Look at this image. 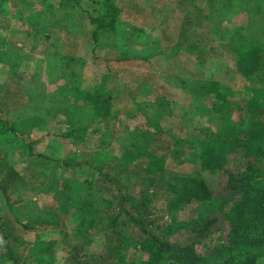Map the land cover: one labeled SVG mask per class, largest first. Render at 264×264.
Returning <instances> with one entry per match:
<instances>
[{
    "label": "rangeland",
    "instance_id": "1",
    "mask_svg": "<svg viewBox=\"0 0 264 264\" xmlns=\"http://www.w3.org/2000/svg\"><path fill=\"white\" fill-rule=\"evenodd\" d=\"M230 3L0 0V107L28 143L0 142V264H14L8 250L18 264H74L77 255L113 264L148 234L187 245L213 218L204 240L217 242L230 208L219 204L234 197L225 170L245 156L239 117L215 111L216 94L236 106L252 94L226 91L240 75L212 17L243 26L255 12L252 2ZM108 6L119 10L116 23L93 35L89 16ZM253 19L264 38V17ZM209 81L222 88L204 96ZM244 81L264 89V74ZM253 108L264 121V106ZM226 122L238 146L207 169L204 128ZM193 182L205 183L212 203L187 199Z\"/></svg>",
    "mask_w": 264,
    "mask_h": 264
},
{
    "label": "trees",
    "instance_id": "2",
    "mask_svg": "<svg viewBox=\"0 0 264 264\" xmlns=\"http://www.w3.org/2000/svg\"><path fill=\"white\" fill-rule=\"evenodd\" d=\"M214 1L216 0H212V2ZM230 1L229 8L243 9L248 2L254 3L255 6V12L253 14L250 13V21L247 25L231 27L227 25L229 20L227 22V19L212 17L213 20L215 19L214 27L222 31L224 38L227 37V39L232 41L231 45H229L231 53L228 55L234 54L240 75L234 79L237 82L230 83L226 91L229 93L234 92L235 94L238 90L242 92L250 90L252 91L251 99L249 100V96L244 105H232L228 103L226 93H223L224 95L217 93V90L222 88L220 81H209L201 85L204 96L213 92L217 93L216 100L221 101V103L216 104L215 111L220 110L222 111L221 113L237 114L236 117H239V122H237L244 131L242 135L243 145L239 146V148L243 149L245 161H239L237 168L234 170L230 169L229 166L225 170L227 185L234 197L219 204L218 211L220 213H223L225 208L230 206L229 212L224 214V229L219 231L217 242L213 241L209 245L204 240L207 237L204 234L206 230L211 228L212 223L219 222L217 218H213L210 223L205 224L204 230L187 245L170 244L160 240L155 235L148 234L141 243H138L132 257H118L113 264H264V121L262 120L263 117L256 114V108H253V105L258 106V108L264 106V89L253 85V87H250L246 81H244L245 88L243 86L240 88V83H238V80H242V77L254 83L258 76L264 74V54H262L264 52L262 50L264 38H262L261 30L255 31L253 25L254 17H264V0ZM108 7V12L105 10L97 17L89 16L90 24L94 29L93 35L112 29L116 23L118 17L115 14L119 10L117 9L114 13L109 14L115 6ZM186 83H188L187 80H184L183 84L188 86L189 84ZM187 89H190V86ZM7 93L11 94L12 92ZM72 93L74 94L73 97H78L81 92L75 90ZM10 97L7 95L5 99L10 100ZM12 97L14 99V96ZM12 115L13 111L11 109L3 108L2 110L0 107V136L2 139L0 142L11 145L22 140V146L28 145L27 140L25 138L23 140L17 134L13 125L14 119L11 118ZM227 123L222 126L219 125L220 128L216 130L208 127L204 128L206 140L200 157L202 166L206 165L207 167L205 168L207 169H214L220 166L222 161L226 162L227 153L225 152L238 146L233 145V141L230 143L228 135L224 132ZM241 129L239 131H242ZM30 155L32 156L33 154L30 153ZM2 160L3 157L0 158V165ZM186 161L187 159L181 160L182 163ZM188 161L193 162L191 158ZM151 169L155 168L151 166ZM13 174V178L25 177L24 173L21 175L16 170ZM193 183L194 186L188 192L187 199L189 201H201L202 203H206L205 201L207 200L212 203L213 199L211 200L210 192L205 183ZM105 237L106 239L113 238L108 235H105ZM85 245L83 244V248ZM82 254H86L87 258L90 253L82 252ZM8 255L14 260V264H18L17 258L10 250H8ZM77 256L73 258L74 264H110L105 261L94 262L93 257L86 259L85 262L81 258L82 256Z\"/></svg>",
    "mask_w": 264,
    "mask_h": 264
},
{
    "label": "clouds",
    "instance_id": "3",
    "mask_svg": "<svg viewBox=\"0 0 264 264\" xmlns=\"http://www.w3.org/2000/svg\"><path fill=\"white\" fill-rule=\"evenodd\" d=\"M0 240H2V237H0Z\"/></svg>",
    "mask_w": 264,
    "mask_h": 264
}]
</instances>
